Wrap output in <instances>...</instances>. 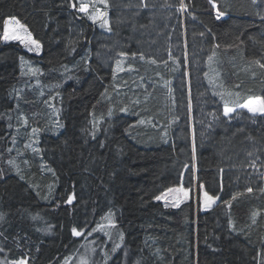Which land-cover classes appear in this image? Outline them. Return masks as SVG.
<instances>
[{
	"label": "trees",
	"instance_id": "trees-1",
	"mask_svg": "<svg viewBox=\"0 0 264 264\" xmlns=\"http://www.w3.org/2000/svg\"><path fill=\"white\" fill-rule=\"evenodd\" d=\"M81 1L0 0V264H74L109 215L117 241L101 249L117 254L106 264H264V182L248 192L234 171L249 168L247 147L264 154V117L220 131L199 145L195 161L189 130L165 87L185 70L139 53L130 59L132 71L108 70L101 59L113 40L78 13ZM143 1L126 8L142 9ZM181 4L195 20L190 37L207 40L235 105L264 97V0H178L171 7ZM121 5L112 0L110 18L118 19ZM213 5L224 13L219 19ZM12 17L40 42L41 56L2 44ZM149 21L135 20L134 27ZM22 59L32 63L25 76ZM30 66L43 87L37 96L28 86ZM22 119L39 134V154L23 151ZM17 161L22 173L12 166ZM194 165L198 174H185ZM180 187L190 196L179 207L156 199ZM205 191L219 197L207 210Z\"/></svg>",
	"mask_w": 264,
	"mask_h": 264
},
{
	"label": "rangeland",
	"instance_id": "rangeland-1",
	"mask_svg": "<svg viewBox=\"0 0 264 264\" xmlns=\"http://www.w3.org/2000/svg\"><path fill=\"white\" fill-rule=\"evenodd\" d=\"M116 1H119L120 5L122 4L121 7H123L119 10V20L110 18L109 13L112 11L110 9L112 0H107L106 4L101 3L100 0L81 1L89 4L90 11L87 15L88 18L90 15L95 14L96 9L107 13L106 19L108 24L105 27H101L102 20H92L89 18L92 23H98V26L104 33L111 36L110 39L113 40V44L108 48L109 50L106 56H103L101 59L102 63L108 70L116 74H123L127 71H132L131 66L129 67L130 59L133 58V54L139 53L140 57H143L145 61H155L154 63L156 65L172 62L181 66L182 70H185L182 76L176 78L170 84L166 83L165 87L168 89V97L171 100V105L174 104L178 109L179 118L182 119L186 129L189 130L191 137L189 139L192 142L195 161L199 145L202 148L206 147L215 140L216 134L220 131L226 132L228 129H234L236 125H243L244 127L247 125H256L261 121L260 119H263L264 115L259 113L253 115L246 108H237L230 116L223 115L225 101L228 102L229 106H235L236 101L233 100L232 96L228 95L220 81L214 54L207 46V40H204L203 37H197L195 34L190 37L187 24L189 23L188 21L194 23V18L186 15V10H180L181 6L180 8L171 7V3L177 2L178 0H144V7L136 10H130L126 7L128 3L134 7L139 6V0ZM149 4L156 6V8H150ZM78 13L81 14L79 10ZM145 17L150 19L148 22L149 25L139 28L134 27L135 20L139 22ZM113 26L114 28L117 26L120 30H114ZM10 27L15 28L16 26L10 25ZM126 31L130 35L126 36ZM131 34L133 38L137 37L140 42L134 43ZM32 38L34 39L33 35ZM128 39L131 46L126 45ZM1 41L3 45L11 43L18 44L26 52L34 56H41L43 53L42 47L39 52L34 50L30 51L29 48L34 46H25L19 40H4L3 35ZM133 44L137 46H135L136 51L130 54L129 51L133 48ZM121 53L125 55H121ZM209 57H211V60H209ZM117 62H119V68L117 67ZM26 63L28 65L32 64L25 59L21 60L23 76L26 74ZM31 66L27 67L28 73L30 74L27 75L29 79L28 86L30 91L37 96L39 90L40 93H43V87H41L36 78L38 72L36 71L35 75H33V69L35 68ZM152 87V83L150 82H147L145 85V89L148 91H152ZM53 117H56L57 121L55 126L57 127V115L54 113ZM22 120V126L28 128L23 151L31 154L35 152L39 154V134H34V127L28 125L27 119ZM15 132L19 133V128ZM169 134L167 135L169 136ZM183 135L182 132L179 134L181 138ZM16 142L17 144L19 143L17 139ZM246 143H248V140L245 141ZM243 157L245 163L249 165V168L234 170L240 175L237 183L244 184L246 188H250L253 185L258 186V184L264 182V154L261 157L258 151L249 152L247 147L243 151ZM12 166H14L18 173H22L25 168L18 161L12 163ZM41 167L43 169V165ZM190 168L193 169L194 176L197 175L199 170L196 165L192 167L188 166L185 169V174ZM189 196L190 192L188 191L187 198ZM187 198L180 192H168L160 200L164 205H167V208H176L173 205L177 200L182 201L179 204L180 206ZM106 219L103 220L104 225L103 227L101 226L102 229H100L101 231L97 236L94 237V233H91V240L88 241L82 253L77 259L71 260L74 264H106V262L110 263L117 254L116 249L111 251L101 249L106 243L109 245L117 241V236L115 237L113 233L115 226L114 218L112 215H109ZM119 240H122V238H119Z\"/></svg>",
	"mask_w": 264,
	"mask_h": 264
},
{
	"label": "snow or ice",
	"instance_id": "snow-or-ice-1",
	"mask_svg": "<svg viewBox=\"0 0 264 264\" xmlns=\"http://www.w3.org/2000/svg\"><path fill=\"white\" fill-rule=\"evenodd\" d=\"M101 3H105L107 2V0H100ZM253 2H255V0H253ZM73 7H76L75 4L72 5ZM215 7V5H213ZM186 9V5L181 4V9L180 10H185ZM80 12L82 13H88L89 12V4L88 3H84L81 2L80 3V7L78 9ZM217 19H219L221 16L224 15L223 12L219 11V9H217ZM107 13L103 12L99 9H96L95 14L94 15H90L89 18L92 20H102L101 23V27H105L108 24V21L106 19ZM10 25H15V28L10 27ZM109 30H111L109 28ZM3 39L4 40H19L21 43L25 44V46L28 45H32L34 47H30L29 50L30 51H37L39 52L41 49V44L38 40H35L32 38V33L28 30V28L23 25L19 19L12 17L8 20L5 21V28H4V32H3ZM121 55H125L124 53H121ZM143 58V57H141ZM209 60H211V57H209ZM155 61H153L154 63ZM256 63H259V61H257ZM117 67L119 68V62H117ZM260 67L264 68V64H261ZM36 69H33V75H35L36 73ZM228 95H232V93H228ZM237 108H246L249 112H251L253 115L259 113L264 115V97H258V96H249L246 98V100L244 101V103H237L235 106H229L228 102L225 101L224 104V108H223V115L224 116H230L231 113L235 112ZM33 131L35 132L36 129H33ZM169 192H180L183 194V196L185 198L188 197V190L184 189L183 187L177 188V189H169ZM248 192H251L252 189L248 188L247 189ZM156 199H163V197H156ZM219 199V197L216 196H212L210 195L207 191H205L203 193V203H204V207L207 210L210 205L214 204L216 202V200ZM233 199H235V197H233ZM182 201L177 200L173 206L175 207H179V204ZM68 203H71V198L69 199ZM167 207V205H165ZM73 232L75 235H80L81 233L76 231L75 229H73ZM123 238V237H121ZM0 251H3V249H0ZM14 264H27V261L25 260H20L18 262H14Z\"/></svg>",
	"mask_w": 264,
	"mask_h": 264
},
{
	"label": "bare ground",
	"instance_id": "bare-ground-1",
	"mask_svg": "<svg viewBox=\"0 0 264 264\" xmlns=\"http://www.w3.org/2000/svg\"><path fill=\"white\" fill-rule=\"evenodd\" d=\"M79 7H80V5H79ZM179 8H180V7H179ZM214 8H215V7H214ZM78 9H79V8H78ZM89 9H90V8H89ZM215 9H217V8H215ZM185 10H186V15L191 16V10H190L188 7H186ZM89 11H90V10H89ZM81 14H82V15H85V16L88 15V13L86 14V13H82V12H81ZM191 17H192V16H191ZM188 22H189V23L187 24V27H188L189 24H192L191 21H188ZM186 31H187V29H186ZM167 65H168V66H169V65H173V66H175L174 63H172V62H171V63H167ZM186 78H187V74H186ZM172 82H173L172 79H170L169 81H167L168 84H170V83H172ZM190 93H191V91H190ZM180 119H181V118H180ZM181 120H182V119H181ZM197 174H198V173H197ZM197 182H198V180H195V183H196V184H197Z\"/></svg>",
	"mask_w": 264,
	"mask_h": 264
},
{
	"label": "water",
	"instance_id": "water-1",
	"mask_svg": "<svg viewBox=\"0 0 264 264\" xmlns=\"http://www.w3.org/2000/svg\"><path fill=\"white\" fill-rule=\"evenodd\" d=\"M217 6H215V8H216Z\"/></svg>",
	"mask_w": 264,
	"mask_h": 264
}]
</instances>
